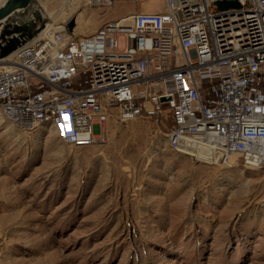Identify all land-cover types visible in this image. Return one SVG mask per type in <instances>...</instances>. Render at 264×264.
Listing matches in <instances>:
<instances>
[{
	"label": "rangeland",
	"instance_id": "374dc122",
	"mask_svg": "<svg viewBox=\"0 0 264 264\" xmlns=\"http://www.w3.org/2000/svg\"><path fill=\"white\" fill-rule=\"evenodd\" d=\"M65 1L38 0L47 22ZM71 6L75 36L138 8ZM166 134L146 117L111 121L75 149L0 119V264H264V169L177 154Z\"/></svg>",
	"mask_w": 264,
	"mask_h": 264
},
{
	"label": "built area",
	"instance_id": "2783aa9c",
	"mask_svg": "<svg viewBox=\"0 0 264 264\" xmlns=\"http://www.w3.org/2000/svg\"><path fill=\"white\" fill-rule=\"evenodd\" d=\"M220 1L240 7L221 11ZM70 21L48 23L0 62L3 123L85 149L109 122L146 117L167 127L177 154L264 169V0H165L161 12L135 11L83 36Z\"/></svg>",
	"mask_w": 264,
	"mask_h": 264
},
{
	"label": "water",
	"instance_id": "95a60500",
	"mask_svg": "<svg viewBox=\"0 0 264 264\" xmlns=\"http://www.w3.org/2000/svg\"><path fill=\"white\" fill-rule=\"evenodd\" d=\"M217 7L226 11L240 5L237 1H220ZM47 24L38 0H7L0 7V62L37 37ZM75 26L72 19L69 31L73 32Z\"/></svg>",
	"mask_w": 264,
	"mask_h": 264
},
{
	"label": "bare ground",
	"instance_id": "6f19581e",
	"mask_svg": "<svg viewBox=\"0 0 264 264\" xmlns=\"http://www.w3.org/2000/svg\"><path fill=\"white\" fill-rule=\"evenodd\" d=\"M72 1H75V0H71V1L67 4V6H64V8H62V10L59 12V15L56 16L57 18L53 19V21H54L55 23L51 22V19H50L48 22H50V23L53 24V25H58V24H60V23H65V21L68 22L69 20L73 19V18H74V16H73L74 12H76L78 9H80V8L82 7V4H83V3L79 2V3L76 5V7H75V11L72 13V9L70 8V7H72V6H71ZM89 3H91V4H99V3H100V0H89ZM70 15H71L72 17L67 21V19L69 18ZM66 17H67V18H66ZM80 18H81V17H80ZM76 24H77V27H78L79 24H80V19H79V18H77V20H76ZM77 27H76L75 31L77 30ZM74 34H75V32H74ZM1 66H3V65L0 63V71L3 69V68H1ZM194 157H196L195 159H197L198 161L203 162V163H205V164H209V165H217V166H220V167L223 166V165L220 164V163H211V161H210V159L207 157V155L204 154V153H201V152L196 153V154L194 155ZM262 163L264 164V161H262ZM228 169H231V168H228Z\"/></svg>",
	"mask_w": 264,
	"mask_h": 264
},
{
	"label": "crops",
	"instance_id": "0c3cea01",
	"mask_svg": "<svg viewBox=\"0 0 264 264\" xmlns=\"http://www.w3.org/2000/svg\"><path fill=\"white\" fill-rule=\"evenodd\" d=\"M71 0H66L65 1V4H64V6H67V4L70 2ZM76 3V2H75ZM78 4V3H77ZM77 4H75L74 5V8L76 7V5ZM64 6L62 7V8H64ZM136 6H138V8H137V10H135V11H140V12H161L162 11V9L161 10H157V11H153V10H151L150 8H149V1L148 2H146V3H143V4H141V5H136ZM62 8H61V10H62ZM60 10V11H61ZM59 11V12H60ZM134 11V12H135ZM59 12L56 14V16L57 15H59ZM128 14H130V13H128ZM72 16L70 15L69 16V18L67 19V21L71 18ZM55 18H57V17H55ZM54 18V19H55ZM121 18V17H120ZM51 22H53V23H55L54 21H53V19L51 20ZM66 22V21H65ZM79 27V26H78Z\"/></svg>",
	"mask_w": 264,
	"mask_h": 264
}]
</instances>
